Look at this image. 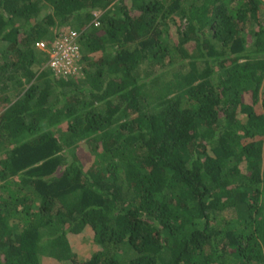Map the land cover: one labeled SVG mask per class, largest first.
<instances>
[{
	"label": "trees",
	"instance_id": "obj_1",
	"mask_svg": "<svg viewBox=\"0 0 264 264\" xmlns=\"http://www.w3.org/2000/svg\"><path fill=\"white\" fill-rule=\"evenodd\" d=\"M263 17L264 0H0V264L264 262ZM64 27L81 77L36 47ZM86 229L102 249L81 260Z\"/></svg>",
	"mask_w": 264,
	"mask_h": 264
},
{
	"label": "built area",
	"instance_id": "obj_2",
	"mask_svg": "<svg viewBox=\"0 0 264 264\" xmlns=\"http://www.w3.org/2000/svg\"><path fill=\"white\" fill-rule=\"evenodd\" d=\"M98 17V15L95 16L91 22L95 27L99 26ZM81 33L82 30L64 27L54 30L55 35L51 48L47 49L43 41L37 42L36 47L48 53L43 67L49 68L58 78L81 77L82 54L78 43ZM254 264H264V262Z\"/></svg>",
	"mask_w": 264,
	"mask_h": 264
},
{
	"label": "rangeland",
	"instance_id": "obj_3",
	"mask_svg": "<svg viewBox=\"0 0 264 264\" xmlns=\"http://www.w3.org/2000/svg\"><path fill=\"white\" fill-rule=\"evenodd\" d=\"M93 15L94 17L97 15L99 16L100 12H95ZM263 20H264V17H263ZM172 33L175 38L176 30L174 26L172 28ZM175 71L176 69L168 70L166 72L164 71L163 75L161 76V83H163L168 78H170V76L174 74ZM262 89H264V80L262 83ZM84 149L87 152V149L86 148ZM87 159L88 158H85V161ZM69 241H70L73 251L78 255V257L81 260H85L89 258L94 252L102 249L101 246L95 242L93 233L87 229L84 230L80 234L69 236ZM123 252H124L125 258H128L131 255H133L132 251L126 250V248L123 249ZM39 259H40V264H60L59 262H55L54 260H51L50 258L46 257L45 255H41Z\"/></svg>",
	"mask_w": 264,
	"mask_h": 264
}]
</instances>
